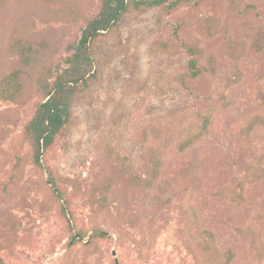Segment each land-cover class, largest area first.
Instances as JSON below:
<instances>
[{
	"label": "rangeland",
	"instance_id": "rangeland-1",
	"mask_svg": "<svg viewBox=\"0 0 264 264\" xmlns=\"http://www.w3.org/2000/svg\"><path fill=\"white\" fill-rule=\"evenodd\" d=\"M98 3L0 0V80L21 70L16 100H0V180L37 100L35 83L67 55V41ZM30 45L37 58L24 65L18 51ZM187 45L203 49L208 68L190 81L193 93L179 81ZM93 49L98 79L74 103L72 124L47 160L57 176L80 182L70 188L74 223L101 225L112 239L66 247L67 222L26 148L21 189L0 195V264H203L204 229L234 252L231 264H264V126L243 139L248 118L264 116V0L131 11ZM222 94L233 105L217 107ZM197 109L215 110L213 129L181 151ZM117 154L130 159L128 173ZM241 189L251 203L233 200Z\"/></svg>",
	"mask_w": 264,
	"mask_h": 264
},
{
	"label": "trees",
	"instance_id": "trees-1",
	"mask_svg": "<svg viewBox=\"0 0 264 264\" xmlns=\"http://www.w3.org/2000/svg\"><path fill=\"white\" fill-rule=\"evenodd\" d=\"M213 0H99L93 14L86 19L80 32L67 41L65 49L67 55L60 56L55 64L46 69V76L35 83L37 100L30 109V113L22 126L20 136L16 142L14 151L10 154L8 169L0 180V195L8 198L13 192L21 189V180L25 170V149H28L30 163L46 176L47 189L55 203L59 214L67 222L68 243L66 247L73 250L76 245L83 243L96 248L101 241L112 239L108 231L101 225H96L90 230L74 223L75 210L73 196L70 188L76 191L81 188L80 182L75 178L57 176L50 167L47 157L55 148L65 131L73 120V105L77 99L85 94L98 79V61L93 49L94 41L103 35L118 33L125 17L131 11H141L152 7H162L168 12L178 10L184 5H191L194 9L211 3ZM251 5L249 4L248 7ZM182 28L178 23L174 34L179 37L178 29ZM34 46L30 45L18 51L24 65L30 64L37 58ZM187 56L186 64L179 75V81L184 89L193 93L190 81L196 80L208 71L206 64L202 62L203 49L200 47H185ZM20 69L5 72L0 80V100L14 101L20 91L18 77ZM233 105L225 94H222L218 102L219 108ZM214 112L197 109L195 117L199 120L196 130L181 143V151L189 149L199 142L208 139L214 126ZM264 126V116L255 113L248 118L243 131V139L250 140L255 129ZM230 137L233 143L237 141L232 131ZM113 160H118L122 171L128 173L131 170V162L127 156L117 154ZM157 168L152 176L155 179L160 173L162 162L157 161ZM233 200L237 204L251 203L244 196L243 189L237 192ZM189 241V240H188ZM199 252L204 259L203 264H231L235 254L231 249L222 251L217 244L215 233L210 229L201 232ZM190 248V247H189ZM192 251L191 249H189ZM0 258V262H1Z\"/></svg>",
	"mask_w": 264,
	"mask_h": 264
}]
</instances>
